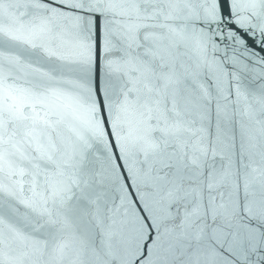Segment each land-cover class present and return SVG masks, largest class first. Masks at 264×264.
Listing matches in <instances>:
<instances>
[{
    "label": "snow or ice",
    "instance_id": "1",
    "mask_svg": "<svg viewBox=\"0 0 264 264\" xmlns=\"http://www.w3.org/2000/svg\"><path fill=\"white\" fill-rule=\"evenodd\" d=\"M262 53L264 0H0V264H264Z\"/></svg>",
    "mask_w": 264,
    "mask_h": 264
},
{
    "label": "water",
    "instance_id": "2",
    "mask_svg": "<svg viewBox=\"0 0 264 264\" xmlns=\"http://www.w3.org/2000/svg\"><path fill=\"white\" fill-rule=\"evenodd\" d=\"M262 54H264V53H262ZM25 56L29 60L41 62L46 68L56 67V62L45 60L43 58V56L38 51H31L30 50V51L25 53ZM62 71L64 72V74L66 76L72 75L69 68L62 69ZM245 87H248V85L245 84ZM235 119H236L235 125L230 126L228 128V131L230 134L234 133L236 135L237 141H239V138H240L239 133H240V129H241V124H243V126L245 128L253 127V125L250 124L247 117L237 116ZM256 127H259V126L257 125ZM210 131L212 133L218 132V127H217V124L215 122L211 125Z\"/></svg>",
    "mask_w": 264,
    "mask_h": 264
}]
</instances>
